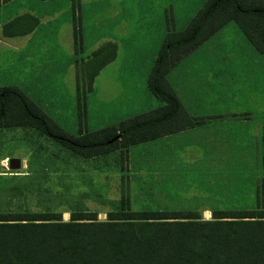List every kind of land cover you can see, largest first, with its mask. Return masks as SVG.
<instances>
[{
  "label": "rangeland",
  "instance_id": "1",
  "mask_svg": "<svg viewBox=\"0 0 264 264\" xmlns=\"http://www.w3.org/2000/svg\"><path fill=\"white\" fill-rule=\"evenodd\" d=\"M66 1L9 0L0 5L1 21L6 22L26 11L39 18L33 32L21 38V49H12L7 44L10 38L0 39V87L18 85L63 129L72 133L78 132L80 125L94 130L141 112L137 108H142L144 101L145 105L149 104L145 94L151 95L147 76L165 35V20L164 26L158 21V1L80 0L76 16L80 37L76 38L71 5ZM181 1L182 9H189L198 2ZM113 2L122 10L112 13ZM100 7L105 10L103 13ZM195 11L185 19L182 11L175 19L176 28H183ZM125 19L126 31L118 34L116 24ZM231 26L235 31H231ZM225 27L230 31L219 32L206 44L226 49L238 47V52H225L224 64L230 66L226 60H233L234 55L241 59L242 55L245 64L234 75L255 83L259 88L252 94L258 95L260 84L264 82V54L250 53L251 46L238 32L234 21ZM116 36L123 43L122 50L129 54L128 62L133 63L124 69L126 75L118 76L131 80L119 83L122 81L119 77H112V67L102 70L98 78L101 80L93 85L94 91L87 93L86 112L80 120L72 84L74 63L76 59L88 57L106 39L116 40ZM79 44L82 48L75 52ZM199 54L194 52L188 60L193 61ZM224 76L229 75L219 78ZM132 86L137 91L139 88V97L127 94ZM249 90L242 88V93ZM262 103L264 101L259 100L240 102L242 108H250L257 115L260 127H264ZM154 143L150 140L131 145L128 162L119 150L84 158L34 127H0V157L21 159L17 169L5 168L0 162V212L56 211L68 219L73 211L87 209L96 210L98 218L104 219L107 211L121 207L123 199L132 209L194 210L202 218H211L213 210L217 209H250L264 205L262 136L254 148L250 143L251 156L225 158L221 162L203 158L201 163L175 156L171 161L174 172L171 181L163 179V174L153 173L157 159ZM253 150H257L256 158L252 156ZM167 168L170 169V165ZM130 174L133 177H129ZM206 208L211 211H205Z\"/></svg>",
  "mask_w": 264,
  "mask_h": 264
},
{
  "label": "trees",
  "instance_id": "2",
  "mask_svg": "<svg viewBox=\"0 0 264 264\" xmlns=\"http://www.w3.org/2000/svg\"><path fill=\"white\" fill-rule=\"evenodd\" d=\"M8 0H0L6 2ZM234 20L264 52V0H205L181 30L168 29L148 77L163 104L94 130H64L18 86L0 88V127L30 125L73 152L92 157L163 134L188 128L205 117L190 114L166 74L184 55L222 25ZM39 18L23 12L4 22L6 36L30 32ZM77 28L74 23L75 38ZM117 50L107 40L86 59L77 61L83 90L91 88L99 70ZM79 115L84 100L78 90ZM0 264H264V205L213 210L202 218L194 210H138L121 207L100 219L96 210L0 212Z\"/></svg>",
  "mask_w": 264,
  "mask_h": 264
},
{
  "label": "crops",
  "instance_id": "3",
  "mask_svg": "<svg viewBox=\"0 0 264 264\" xmlns=\"http://www.w3.org/2000/svg\"><path fill=\"white\" fill-rule=\"evenodd\" d=\"M68 1H69V5H71L70 11H72L73 13V16H72L73 23H75V26L77 28L76 36L80 37V27L76 23L77 21L76 16L79 15L78 11H79V6H80V0H67L66 2ZM155 1H158L156 2L157 3L156 10H157L158 21L160 22V25L162 23L164 26V20H165V27H164L165 32L164 33L166 35L168 29H174V30L183 29L187 25V23L190 21V19L193 17L191 16V18L189 19V21L185 24L183 28L177 29L176 24H175V19L182 11H184V19L188 18L190 14H192L196 9L198 10L201 7V5L203 4L205 0H198V2L194 4V6L190 7L189 9L180 8V5L182 4L181 0H155ZM4 3L5 2H2L0 5ZM121 10L122 9L118 7L115 2H113L111 12L113 13L114 11L118 12ZM197 10L195 11V13L197 12ZM99 11L103 13L105 10H103L100 7ZM4 21L0 20V39H3V37L10 38L11 40H9L7 44L12 49H15V50L21 49V43H20L21 38L29 36L33 32V30L36 28V26L38 25L37 24L30 32L26 34L6 36L2 32V25ZM230 21H234V20H229L228 22ZM228 22H226L218 30H216L212 35H210L207 39H205L202 43H200L198 46H196L190 52L184 55L178 62H176V64H174L168 70L166 74V78L169 84L175 91L178 99L180 100L182 105L185 107V109L190 114L194 116H202V117H205V119L203 122L190 126L188 128H184L181 130L163 134L153 139L143 141L144 143L149 142L150 140L151 141L153 140V142H155L154 143V151H155L154 153L157 156V159H156V162L153 164V173L154 174L157 173L159 175L163 174L164 176L162 178L165 180L171 181L172 174L174 173L173 168L171 167V161H174L175 156L180 157L184 161H189L192 163L193 162L194 163L204 162L202 160L203 158L205 161H220L221 162L225 158L226 159L227 158L237 159L241 155L251 156V152L248 150V147H250V143H251V146L254 148V144L258 141V139L261 138V136L264 141V127H260L261 121L258 124L257 115L254 114V112L250 108H242L240 106L241 101H252V102H254L255 100L264 101V82L260 84L261 89L259 90V94L258 95L252 94V92L256 91L258 86L255 83H252L244 78L240 79L239 77H235L234 75L235 71H238L242 67V65L245 64V60L243 59L242 55H241V59H239L238 56L234 55L233 60L231 61L226 60L230 64V66L224 64V61H223L226 58L225 52L227 53L228 52H238L239 51L238 47H232L230 49L229 48L226 49L225 46L206 44V41H208L212 36H215L221 31H223V34L230 31V29L231 31H235V28L233 26H231L230 29H227V27H225V25ZM234 22L236 23L238 32L240 31L243 34V36H245L247 42L251 46L248 48L250 53L259 52V53L264 54V52L257 50V48L252 44V42L245 35V33L243 32L241 27L238 25V23L236 21ZM126 23L127 22L125 19V20H121L120 22L116 24V29L118 30V34H119V31L120 33H124L126 31V26H127ZM165 35L163 36V39ZM115 38L116 40L106 39L105 41L112 40L116 42L117 44L116 55L111 61L106 63L99 70V72L96 74V76L93 79L90 89L83 90V88L80 86L83 83H85L83 81V77L76 76V71H75L77 61L86 59L87 57L76 59L74 63V75L72 77V84H73V89L75 90L76 99H77V94L79 90L80 96L84 100V104H83L84 115L86 112L85 110H86L87 93L94 91L95 84L99 82V80H101V79H98L100 76V72H102V70H104L105 68H109L110 66L112 67V72H111L113 73L112 77H119L118 76L119 74L126 75V72L124 71V69L126 67H131L133 64L132 62H128L129 54L126 53L124 50H122L123 43L122 41L120 42L119 36H116ZM162 41L159 47H161ZM81 48L82 47L79 44V46L75 48L76 49L75 52H77ZM194 52L195 54L197 52H200V54L196 55L195 56L196 58L193 61L188 60V58ZM215 52H219V54L217 55L210 54V53H215ZM212 61H216V63L215 62L212 63ZM149 74L147 76V88L151 92V95H149L148 93H145V91L142 90V92L146 94L149 104L145 105V101H144V105H141L142 108L141 107L137 108L138 111H141V112L156 108L163 104V100L157 95H155L152 92V90L149 88V85H148ZM223 75H229V76L228 77L224 76V78H219L220 76H223ZM229 77H231V79H229ZM119 78L122 80L119 83H125V81L128 82L129 80H131V78L126 79V77H123V76ZM225 78H228V79H225ZM5 85H16V84H5ZM5 85H2V86H5ZM142 85H143V82L141 81V86ZM242 88L243 90L250 89L249 93H242ZM20 89L22 90V88ZM138 92H139V88L137 91L132 86L130 87L129 92L127 94L129 95L137 94L138 96ZM155 97H157V100ZM34 102L38 104L36 101ZM77 109H78V115H79L78 102H77ZM139 113H136V114H139ZM79 118L81 120L80 115H79ZM16 126H30V125H16ZM8 127H11V126H8ZM31 127H34V126H31ZM80 130L84 131L88 129L86 128L83 129L82 126L80 125L78 132ZM143 142H139V143H143ZM129 147L122 149V150L118 149L119 151H122L124 155L126 156V159H125L126 162H128L127 157H128ZM118 150H114V151H118ZM70 152L78 156H81L73 152L72 150H70ZM108 153H105V154H108ZM105 154H101V155H105ZM258 154H261V152H258ZM262 154H264V152H262ZM97 156L99 155L92 156V157H84V158H95ZM168 156L170 158H167ZM252 156L255 158L257 157V150L252 151ZM0 162L3 164L5 168H9L8 167V155L1 156ZM167 165H170V169L167 168ZM20 166H21V159H20ZM141 171L146 172L144 169H142ZM129 177H133V175L130 174ZM205 211H211V210L206 208Z\"/></svg>",
  "mask_w": 264,
  "mask_h": 264
},
{
  "label": "water",
  "instance_id": "4",
  "mask_svg": "<svg viewBox=\"0 0 264 264\" xmlns=\"http://www.w3.org/2000/svg\"><path fill=\"white\" fill-rule=\"evenodd\" d=\"M8 167L12 169H17L20 167L19 157H9L8 158Z\"/></svg>",
  "mask_w": 264,
  "mask_h": 264
}]
</instances>
